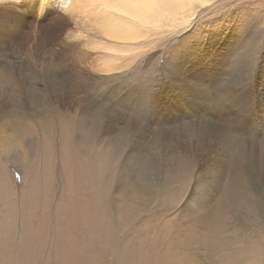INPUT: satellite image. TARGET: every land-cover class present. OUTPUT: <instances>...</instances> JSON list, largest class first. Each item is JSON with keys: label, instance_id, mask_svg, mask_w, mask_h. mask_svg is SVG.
Wrapping results in <instances>:
<instances>
[{"label": "rangeland", "instance_id": "374dc122", "mask_svg": "<svg viewBox=\"0 0 264 264\" xmlns=\"http://www.w3.org/2000/svg\"><path fill=\"white\" fill-rule=\"evenodd\" d=\"M13 3L0 8V74L33 100L10 101L23 111L9 126L0 113V264H59L64 142L108 222L100 256L78 264H264V0H203L137 34L118 27L124 37L72 0ZM47 23L63 28L54 50L35 41ZM42 61L70 84L52 104L55 83H31Z\"/></svg>", "mask_w": 264, "mask_h": 264}, {"label": "bare ground", "instance_id": "6f19581e", "mask_svg": "<svg viewBox=\"0 0 264 264\" xmlns=\"http://www.w3.org/2000/svg\"><path fill=\"white\" fill-rule=\"evenodd\" d=\"M14 1L17 2L18 0H14ZM22 1H24L26 3V7L30 10V12H32L34 10V8L36 6V3H37V0H22ZM72 1L73 2H77L76 4H78V3H80V5L81 4H85L86 6L90 7L91 9L93 8L92 10L89 8V14H90L89 17L92 16V17H94V19L96 18V20H91V18H90V20L93 21V23H96L97 26L101 27L100 29H102L105 34H107V35H115V34H118L119 33L122 36L125 35V33H124V31H122V33H121L120 30H119V28H123L124 30H127L130 27V25H133L134 26V34H137V32H138L137 29L139 28L138 24L141 25V26H147V25H149V26H151V25L152 26H158V23H159L158 21L163 16L164 12H167L169 15H172V18L173 19H176L177 15L184 16V15L188 14V10L192 6L191 4H189V5L129 4V3H117V2H114V0H72ZM6 2H9V1L6 0ZM13 2H11V4H13V5L10 6L7 3L4 5V3L0 0V8L1 9L4 8V10H6V9L9 8L10 10H14L15 11V9H17V7H14L15 6V3H13ZM85 5H84V7H85ZM41 7H42V5H41ZM79 7H82V5L79 6ZM88 7H86V8H88ZM98 8H100L101 11L98 12ZM43 10H44V8H43ZM75 14H77V13H75ZM5 15H4V17H5ZM191 16H192V14H191ZM7 17H10V15L7 16ZM15 17H16V15H15ZM11 19H12V17H11ZM24 20L22 19L21 14H20V17L19 16L16 17V22H19L18 26L22 25V27L19 28V29H21L23 32H28V30L26 29L27 22L25 24ZM88 20H89V18H88ZM125 20H130V23H127V21H125ZM8 22H6V23H8ZM13 22H14V20H13ZM39 23H41V22H39ZM87 23H88V21H87ZM54 24L47 23V25H48L47 26L48 33L44 35V33L42 31L43 35H42V33L40 35L42 41L41 40L39 41L38 39L35 40V41L41 43V45H43L44 48L45 47L46 48L48 47V49H52L53 45L56 42H58L60 40V38H61L63 28H62V30L59 27H56L54 29L52 27ZM84 24L86 26L82 25V27L83 26L84 27H89L88 26L89 24H86V23H84ZM9 25H7V27H10ZM3 27H4V24H3ZM39 28H40V26H39ZM41 28H42V26H41ZM0 29H1V27H0ZM2 30H3V28H2ZM34 30L35 29H32V31H34ZM114 30H116V31H114ZM83 32H84V30H83ZM112 32L113 33L116 32V33L115 34H112ZM78 33H80L78 35H82L81 34V31L78 32ZM73 35H74V33H73ZM13 36H14V34H13ZM85 36H88V35L85 34ZM19 37H21V36H19ZM33 38H35V37H33ZM7 39H9V38H7ZM18 39H21V38H18ZM83 39H85V38H83ZM83 39H82V41H85ZM24 41L25 40L22 41L23 44L25 43ZM7 45L8 44H6V46ZM29 46H30V44H29ZM8 49H10V48L8 47ZM18 49L19 48L17 46L16 50L14 49V51H12L13 54L14 53H17L19 51ZM40 49H41V47H40ZM52 50H54V49H52ZM37 53H39V52H37ZM45 55H47V54H45ZM56 61L58 62V60H56ZM39 65H40V68L38 70H36V72H37L38 77H40V78L38 80L34 79V82H31V83H34L36 86L39 87L41 84H43L45 82V80L48 81V79H49V80L53 81L55 83V85L54 86H51V88L54 90L55 93L54 94H51V96L48 99L49 100V103L52 104L53 102L57 101V99L60 97V93H64V92L67 91L65 89L67 86L70 87V84L69 83H63L64 82V76L63 77H59V76H57L55 74V73H57L56 71L59 70V71H62V74L64 73V75H65L66 74V71H65V68H58V70H57L56 68L53 67L52 64H50L49 62H46V61L40 62ZM71 67H73V66H71ZM10 69H13V68H10ZM20 74H22V73H20ZM20 77L21 76H19L18 78H20ZM18 78L16 77V75H14L11 72H9V70L8 71H4L3 73L0 74V113H3L2 116H1V121H2V124L5 125V126H9L10 123L16 122V120H9V119L11 118V116L18 117V114H20V112L23 111V110H16L15 108H14V110H12L13 109V106H14V102H11L10 103V101L12 99L18 101L17 103H19V104L20 103L23 104L24 102H28L29 103V101L33 100V99H29L27 96H24V95H26V93H25L26 89H29V88H26L27 86H26V83H24L25 81L20 80ZM40 81H43V82H40ZM78 83H79V81H78ZM35 93H36V91H35ZM74 93H76V92H74ZM36 98H37V96H36ZM21 116L20 117L22 119L23 118V115H21ZM3 130H5V129L3 128L2 131ZM61 146H62V149H63L62 150V159H63V165H64V170H65L66 195L62 199L59 200V203H58V208L59 209H58V211H60L62 214H64L65 216H67V218H69V220H68L69 226L60 227L58 229L59 230V237L60 238H58L59 239V244L57 245L58 246L57 247V253H55V254H56L57 262L59 264H78V263H81L82 261L89 260V259H93V258H96V257H99L100 256L101 251H102V249L105 246V242H106L107 235H108L107 228H106V227H108V222L105 225V223L102 221L103 220V214H98L95 211V208H96V206H95V204H96L95 203L96 198L94 197V194H93L95 192L94 191L95 189L93 190V193L83 190V184H84L83 180H84V177H85V169H84L83 164L80 163L79 161H77L78 159L76 160L74 157L71 156V155H73L72 154V149H71V147L69 146L68 143L64 142V143L61 144ZM47 150H49V148ZM66 159H70V160L69 161H66ZM98 162H100V161H98ZM92 163H94V162H92ZM93 168H94V166H93ZM92 171H93V169H92ZM93 173L95 174V172H93ZM91 175H92V172H91ZM3 181L6 182V180H3ZM92 185H91V187H93ZM86 186H87V184H86ZM5 187L7 188L8 186L5 185ZM89 187H90V185H89ZM99 187H101V186L99 185ZM38 192H39V187L36 185V183H34L33 185L31 184L30 192H29V200H30L31 203H34L35 202V198H36V195L38 194ZM105 192H106V190H105ZM80 193L82 194L81 196H79ZM39 195L42 196L40 193H39ZM7 196H8V193L4 197H7ZM102 203H103V201H102ZM9 220H10V218H6L5 219L4 224H3L2 231H5V230L8 229L9 223H10ZM33 231H36V230H33ZM33 231H32V233L34 235H32V236L37 237L38 236L37 235L38 233L36 234ZM44 233H45V231H44ZM57 234H58V232H57ZM54 238H56V237H54ZM41 241H42V239H41ZM53 243H54V241H53ZM3 245H5V244H3ZM25 245H27V244L25 243ZM26 248H28V247H26ZM55 251H56V249H55ZM0 256H2V255H0Z\"/></svg>", "mask_w": 264, "mask_h": 264}, {"label": "snow or ice", "instance_id": "6c2138e0", "mask_svg": "<svg viewBox=\"0 0 264 264\" xmlns=\"http://www.w3.org/2000/svg\"><path fill=\"white\" fill-rule=\"evenodd\" d=\"M117 3H129V4H169V5H201L203 0H114ZM203 6H207L203 3ZM249 58H254L255 49L254 46H249L246 50ZM3 52H0V56Z\"/></svg>", "mask_w": 264, "mask_h": 264}]
</instances>
